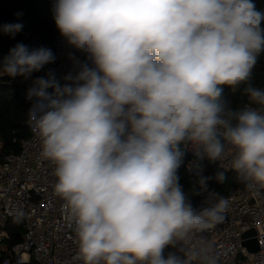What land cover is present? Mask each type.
Returning <instances> with one entry per match:
<instances>
[{"label": "clouds", "instance_id": "9594fccd", "mask_svg": "<svg viewBox=\"0 0 264 264\" xmlns=\"http://www.w3.org/2000/svg\"><path fill=\"white\" fill-rule=\"evenodd\" d=\"M72 68L57 75L45 46L17 42L0 76L31 80L27 122L40 157L56 165L54 193L79 239L82 264H217L204 234L230 200L196 208L179 183L184 149L222 161L250 190L264 189V89L250 81L264 52L255 0H53ZM22 23L0 25L14 38ZM43 73L33 79L34 73ZM241 85L233 109L224 86ZM195 184L212 177L197 166ZM227 177L215 175L219 184ZM24 218L14 210V221ZM173 249L172 251H166Z\"/></svg>", "mask_w": 264, "mask_h": 264}, {"label": "built area", "instance_id": "2783aa9c", "mask_svg": "<svg viewBox=\"0 0 264 264\" xmlns=\"http://www.w3.org/2000/svg\"><path fill=\"white\" fill-rule=\"evenodd\" d=\"M36 40H39L38 35L33 42ZM52 46L57 59L48 67L55 69L58 76L72 68L68 53L74 52L77 58L84 59L83 55L76 54L59 32ZM13 83L25 95L32 86L31 80L23 78ZM29 104L31 106V101ZM185 150L192 158L190 171L197 174L199 166L203 173L208 159L198 158L191 148ZM40 151V142L33 132L23 141L18 153L4 154L0 147V264H82L75 259L79 239L74 223L68 219L64 201L54 193L56 165L42 159ZM230 158L231 152L222 161L213 163L230 172ZM210 192L219 193L210 185L207 192L197 189L198 197L207 205L215 202L214 199L209 200ZM224 197L230 200L225 219L204 234L214 247L217 264H264V189L250 190L242 183L230 187ZM18 207L24 212L20 221L23 226L22 240L12 244L7 225ZM252 241L259 248L255 252L246 246Z\"/></svg>", "mask_w": 264, "mask_h": 264}, {"label": "trees", "instance_id": "16d2710c", "mask_svg": "<svg viewBox=\"0 0 264 264\" xmlns=\"http://www.w3.org/2000/svg\"><path fill=\"white\" fill-rule=\"evenodd\" d=\"M255 3L258 10L264 11V0H255ZM52 4L53 0H0V25L5 23H22L24 25L23 30L14 38L0 32V58L6 55L17 42H22L30 48L45 46L53 50L52 45L58 30L52 18ZM37 35L39 40L33 42ZM76 54L82 55L80 52H76ZM41 74L43 73H34L33 76ZM20 78L7 80L5 76H2L0 79V147L4 154L18 153L22 148L23 141L32 134L27 124L29 101L26 99L25 93L13 83L14 80ZM250 83L254 87L264 89V52L261 53L258 63L253 69ZM244 86L241 85L235 92L224 86L223 99L228 107L237 109L247 103V97L243 95ZM184 153L183 162L178 169L179 183L194 207L209 206L197 195L196 174L189 169L192 158L185 149ZM221 171H224L227 177L224 184H219L215 180V175ZM202 174L212 177L208 185L214 187L221 196H225L230 187L242 185L236 180L234 171H225L209 160L206 161ZM7 228L12 235V244L22 240L23 226L20 222H15L14 218H11Z\"/></svg>", "mask_w": 264, "mask_h": 264}, {"label": "water", "instance_id": "95a60500", "mask_svg": "<svg viewBox=\"0 0 264 264\" xmlns=\"http://www.w3.org/2000/svg\"><path fill=\"white\" fill-rule=\"evenodd\" d=\"M5 78L7 79V80H10L11 78L10 77H8V76H5ZM246 246L248 247V249L250 250V251H252V252H255V251H257L259 248H258V245H257V243L256 242H253V243H246Z\"/></svg>", "mask_w": 264, "mask_h": 264}, {"label": "rangeland", "instance_id": "374dc122", "mask_svg": "<svg viewBox=\"0 0 264 264\" xmlns=\"http://www.w3.org/2000/svg\"><path fill=\"white\" fill-rule=\"evenodd\" d=\"M205 167L203 168V171H204ZM193 172V171H192ZM194 173V172H193Z\"/></svg>", "mask_w": 264, "mask_h": 264}, {"label": "crops", "instance_id": "0c3cea01", "mask_svg": "<svg viewBox=\"0 0 264 264\" xmlns=\"http://www.w3.org/2000/svg\"><path fill=\"white\" fill-rule=\"evenodd\" d=\"M251 243H253V241Z\"/></svg>", "mask_w": 264, "mask_h": 264}]
</instances>
